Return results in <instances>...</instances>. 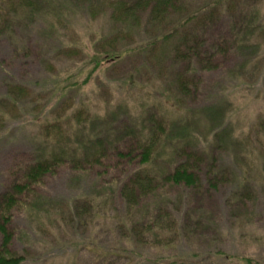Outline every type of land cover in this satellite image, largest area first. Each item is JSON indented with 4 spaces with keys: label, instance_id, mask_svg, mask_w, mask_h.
I'll use <instances>...</instances> for the list:
<instances>
[{
    "label": "rangeland",
    "instance_id": "374dc122",
    "mask_svg": "<svg viewBox=\"0 0 264 264\" xmlns=\"http://www.w3.org/2000/svg\"><path fill=\"white\" fill-rule=\"evenodd\" d=\"M132 2L87 0L86 9L53 0L58 19L18 14L0 27V98L6 84L25 89L20 95L12 88L11 100L0 101L6 115L0 191L11 167L37 154L48 132L50 143L61 137L72 148L78 133L84 142L101 137L117 145L135 134L155 151L149 172L156 175L184 159L185 151H202L201 184L206 188L213 176L218 188L210 201L199 202L189 190L164 188L169 213L184 226L160 243L145 235L143 244L140 230L123 223L126 206L115 193L128 173L104 178L108 189L93 175L63 167L41 184L45 202L14 212L10 251L21 264H264V31L250 32L246 47L233 51L237 17L264 27V0H224L228 16L200 37L230 33L222 40L230 56H215L217 66L206 72L194 61L175 59L176 47L189 48L192 40L185 39L194 24L174 29L216 0H179L176 11L157 21L147 11L123 17V5ZM116 47L131 52L96 67L95 51ZM178 79L188 82L187 95L179 92ZM126 128L132 132L124 134ZM122 163L131 171L138 160ZM242 185L252 190L253 204L237 208L232 192ZM83 201L96 208L88 211ZM164 241L171 246L161 247Z\"/></svg>",
    "mask_w": 264,
    "mask_h": 264
},
{
    "label": "trees",
    "instance_id": "16d2710c",
    "mask_svg": "<svg viewBox=\"0 0 264 264\" xmlns=\"http://www.w3.org/2000/svg\"><path fill=\"white\" fill-rule=\"evenodd\" d=\"M74 1L82 5L83 3L87 4V0H67V4H73ZM178 1L133 0L132 3L123 5L121 15L125 17L134 15L136 11L137 13L147 11L149 19L157 21L166 17L168 13L176 11L179 6L177 4ZM52 2L53 0H0V7L4 9L0 8V27L5 29L9 22L8 19L10 20L12 18L13 20L18 14L25 15L29 18L37 17L40 14H50L53 15V18L58 19L55 17L56 8L52 6ZM84 6L86 9L88 8V4ZM223 8L226 10L221 13ZM227 9L228 6L226 4L224 5V0H216L213 4L211 3V5L195 11L194 14L187 17L181 25L174 29L175 33H177L179 28H183L184 26L193 24L195 26L192 33H189L186 37L187 39H185L186 42L192 40L189 43V48L183 49V52L178 47L175 48V59L178 62L186 61L190 63L194 61L195 65L201 71L206 72L212 71L217 66L215 65L216 61L213 62L216 58L215 56H222L221 59L223 58V60L230 56L228 55V51H226L227 49L223 47L224 43L227 42H223L224 38L230 33H224V30L223 34H220L215 40L210 39V37L209 39L200 37L202 35L201 33L207 34L209 32L212 24L215 21H219L217 20L218 18L223 20L228 16L226 13ZM241 13H239V16H241ZM232 15L234 16V14ZM200 17L203 19L199 21ZM248 19L241 16L237 17L235 21V27L239 26V29L238 39L233 44V51L240 52L246 47V38L250 32L257 30H260V32L264 31V27L258 26L257 23H254V20H252L253 24H251ZM240 21L243 22L240 23ZM231 28L233 29V27ZM204 44H208L207 48H210V50L205 49ZM233 51H231V54ZM128 52L130 53L131 51H120L118 47L103 52L95 51L93 60L96 67H99L105 59L116 62L118 58L127 55ZM194 76L192 75V77L188 78H193ZM177 82L180 83L178 89L181 95H187L188 82L181 79H178ZM5 86L6 93L0 98V101L7 102L11 100L10 95L14 93L12 88H15L16 92L20 95L25 91V89L15 87V85L12 88L8 84ZM15 103L16 101L12 100L11 104L14 105ZM0 117V125L2 126L5 123L6 115L0 114ZM124 131V134L132 132L127 131V128ZM218 134L214 131L211 132V135L215 139L219 137ZM44 136L45 138L41 143L43 145H41L42 149L36 151L35 153L37 154L29 156V158L19 161L12 166L9 174V182L4 184L0 191V264L22 263V257L15 256L10 251V245L13 240L11 224L14 212L36 208L37 199L45 202L44 199L42 200L43 196L39 191L40 186L45 178L53 176L60 168L65 167L70 172L87 176L93 175L101 182L102 187L107 186L108 189V183H106L104 178L110 176L111 178L109 179H112L115 176L118 177L120 174L128 173L123 180H119L115 193H117L119 200L126 206L123 223L131 226V231L140 230L139 233L137 231V236L139 240H142L143 244L146 243L144 239L145 235L154 238L156 242L158 241L157 243H160L159 240L169 235H172L174 238L177 237L178 225L184 226L180 224V221L174 214L169 213L168 205H166L169 200L167 197L160 195L164 192V188L189 190L195 193L193 199L198 202L201 198L210 201L212 197L210 193L212 190L215 191L218 188L217 181L213 176L209 180V188L208 186L204 188L203 184H201L202 179H200L199 172L200 166H202L201 162L205 156L202 151H199V153L191 152L190 150L185 151L184 159L175 163L172 168H166L162 173L156 175V173L149 172V168L154 162L152 156L155 151L151 145L141 142L135 134L132 137L134 141L127 139L125 142L117 145L118 142L112 144L101 137H94L84 142L81 133H78L75 136L77 137L76 140L79 141L78 146L75 144L77 146L76 148L70 147L68 141L62 140L61 137H57L56 142L51 140L53 142L50 143V132ZM54 136L52 134V137ZM135 138L137 141H135ZM136 159L138 160L137 166L131 171L122 168V162L124 160H128L130 163ZM212 164L213 162L210 165ZM252 194V190L248 186L242 185L239 189L232 192L233 205L235 206L236 204L237 208H240V206L245 208L249 204L252 205ZM158 197L160 199L157 200ZM237 197L238 200L236 202ZM84 203L88 204V211L96 208L94 203L90 201H83L82 207ZM75 207L78 211V206ZM133 212L134 216L131 214ZM135 215L137 219H135ZM188 222L191 223L192 220L189 218ZM136 227L137 229H135ZM170 246V243L166 241L161 245L163 248ZM245 262L246 264H250L247 259Z\"/></svg>",
    "mask_w": 264,
    "mask_h": 264
}]
</instances>
